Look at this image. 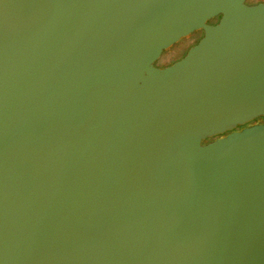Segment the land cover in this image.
<instances>
[{
  "label": "water",
  "instance_id": "water-1",
  "mask_svg": "<svg viewBox=\"0 0 264 264\" xmlns=\"http://www.w3.org/2000/svg\"><path fill=\"white\" fill-rule=\"evenodd\" d=\"M259 117L264 2L0 0V264H264Z\"/></svg>",
  "mask_w": 264,
  "mask_h": 264
},
{
  "label": "flooded vegetation",
  "instance_id": "flooded-vegetation-1",
  "mask_svg": "<svg viewBox=\"0 0 264 264\" xmlns=\"http://www.w3.org/2000/svg\"><path fill=\"white\" fill-rule=\"evenodd\" d=\"M253 4H256V3H249V5H253ZM220 18V17H219ZM216 19V21H213L211 22L212 24H216L218 19ZM204 36V33L202 31H197L191 35H189L188 37H185L183 39H181L178 43L174 44L172 47H170L169 49L167 50H164L163 53L161 54L160 58L154 63V65L158 68H166L172 64H174L175 62L181 60L182 58H184L187 53L189 52V50L197 45L199 43V41L203 38ZM181 47L182 48V52L180 53V55L178 57H175L174 59H167L166 58V53L168 51H170L171 49H173L174 47ZM255 124H264V121L263 122H260L258 120H254L244 126H240L238 128H236L234 131H240L242 130L243 128H246V127H250L252 125H255ZM230 132H227L225 133L224 135H221V136H218L219 137H225L229 134ZM217 138V137H216ZM216 138H213V139H209L208 141H206L205 143H209L213 140H215Z\"/></svg>",
  "mask_w": 264,
  "mask_h": 264
},
{
  "label": "rangeland",
  "instance_id": "rangeland-1",
  "mask_svg": "<svg viewBox=\"0 0 264 264\" xmlns=\"http://www.w3.org/2000/svg\"><path fill=\"white\" fill-rule=\"evenodd\" d=\"M264 2V0H247V3H262ZM182 52V48L181 47H174L173 49H171L170 51H168L166 53V58L169 60V59H174L175 57H178L180 55V53ZM255 120H258L260 122H263L264 121V117H259Z\"/></svg>",
  "mask_w": 264,
  "mask_h": 264
}]
</instances>
